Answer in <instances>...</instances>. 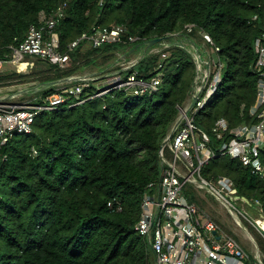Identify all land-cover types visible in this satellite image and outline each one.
Segmentation results:
<instances>
[{
	"label": "trees",
	"instance_id": "16d2710c",
	"mask_svg": "<svg viewBox=\"0 0 264 264\" xmlns=\"http://www.w3.org/2000/svg\"><path fill=\"white\" fill-rule=\"evenodd\" d=\"M63 2L66 16L55 31L70 65L28 55L32 65L0 71V86L69 77L100 56L109 61L116 52H140L143 41L168 34L183 39L192 26V39L209 37L224 63L215 94L195 122L213 136L219 117L231 127L255 120L248 110L256 101L254 45L264 31V0H0V59H9L42 11L53 13ZM117 24L127 27L121 41L94 47L81 40L70 48L82 32ZM126 73L145 80L160 75L161 83L144 95L124 87L90 97L99 90L91 81L83 102L72 98L40 112L31 133H15L6 144L0 136V264H155L150 244L134 227L144 191L159 179L160 149L192 89L196 63L186 48L172 44ZM57 87L37 91L31 102ZM213 138L218 150L222 140ZM202 175L228 176L251 201L249 210L264 214V179L238 158L216 156ZM185 193L201 204L190 185ZM113 196L121 197V211L107 207ZM252 231L264 252V235Z\"/></svg>",
	"mask_w": 264,
	"mask_h": 264
},
{
	"label": "built area",
	"instance_id": "2783aa9c",
	"mask_svg": "<svg viewBox=\"0 0 264 264\" xmlns=\"http://www.w3.org/2000/svg\"><path fill=\"white\" fill-rule=\"evenodd\" d=\"M66 6L67 3L63 2L50 14L42 11L39 22L31 24L25 38L12 47L9 59H0V71L6 63L15 65L17 69L23 64L32 65L26 57L33 54L55 61L62 68L69 66L70 54L59 51L60 40L55 31L56 24L66 16ZM126 31L124 24L95 26L91 32H82L71 42L70 48L81 40L89 41L94 47L118 42ZM191 31L192 26H189L183 39L177 38L182 34H168L166 39L151 47H147L146 41H143L137 58L130 62L132 66L148 54L179 44L191 53L196 63L192 89L179 107V115L160 149L159 179L150 182L144 191L140 216L134 228L150 244L155 264H264L259 251L251 255L234 234L225 230L198 202L189 200L185 193L186 185H190L195 192L207 191L240 225L241 217H251L244 195H239L231 178L219 175L214 180L208 179L202 175V168L214 157L228 155L238 158L252 173L264 179V163L261 159L264 150V31L254 45L253 70L258 75L257 92L256 101L248 114L255 120L231 127L225 117H219L211 127L213 136L195 122L194 115L215 94L222 79L224 63L216 53L219 47L209 37L206 36L205 41L211 44V53L202 50L201 45L190 36ZM135 39L129 35L130 41ZM75 76L77 80L65 82L71 85H57L56 90L42 97L39 103H6L0 100L1 144H6L15 133H31L40 112L55 110L72 98L77 103L83 102L85 99L80 98L81 93L98 76L74 74L69 77ZM160 83V75L145 80L129 74L122 80L98 87V92L90 97L124 87L131 88L135 94L144 95L157 90ZM194 96H197L196 103L189 108ZM177 120L179 122L176 124ZM228 134L229 139H225ZM212 137L222 140L218 150L212 146ZM256 204L259 206L260 201L256 200ZM123 205L119 196L107 200V207L113 211H121ZM255 221L258 230L264 235V214L260 213Z\"/></svg>",
	"mask_w": 264,
	"mask_h": 264
},
{
	"label": "rangeland",
	"instance_id": "374dc122",
	"mask_svg": "<svg viewBox=\"0 0 264 264\" xmlns=\"http://www.w3.org/2000/svg\"><path fill=\"white\" fill-rule=\"evenodd\" d=\"M195 41L201 45L202 50H207L211 53L212 48H210L204 38H195ZM119 54V55H118ZM139 52L131 51L129 53L126 52H116V57L111 58L109 61L104 60L102 56H100L97 60V64H91L85 66L82 70H80L77 74H95L98 79H95V86L103 87L104 85L122 80L126 73V70L130 67V62L132 59H136ZM29 64V63H27ZM22 65L20 68L28 67ZM7 69H17L15 65L10 63L4 64L2 70ZM39 81L14 84V85H6L0 86V100L6 103H26L32 101L35 98V92H24L26 88H31L36 86ZM188 185L185 187L187 188ZM185 188V189H186ZM196 196L201 201V206L215 219L217 222L227 231L234 234L238 240L242 243V245L246 248V250L251 254H255L256 251H259L264 258V252L260 248L255 235L252 233V228L260 233L258 230V225L256 223V219L259 217L260 212L258 209L249 210L247 207V211L251 215L249 219L245 217H241L240 221L242 222V226L238 224L236 219L227 211L225 207H223L215 197L209 194L205 190H201L196 192ZM251 236H248V234ZM261 234V233H260Z\"/></svg>",
	"mask_w": 264,
	"mask_h": 264
},
{
	"label": "water",
	"instance_id": "95a60500",
	"mask_svg": "<svg viewBox=\"0 0 264 264\" xmlns=\"http://www.w3.org/2000/svg\"><path fill=\"white\" fill-rule=\"evenodd\" d=\"M166 38H167V35L166 36L156 37V38H152L150 40H147L146 41L147 47H151V46L159 43L160 41H162L163 39H166ZM72 79L73 80H77L78 77H76V76L75 77H64V78H60V79L49 80V81L42 82V83L40 82V83H38L34 87L26 88L24 90V92H31V91H33V92L36 91L37 92V91L44 90V89L49 88V87H53V86H57L59 84L65 83V82H69ZM196 100H197V96L192 97V100H191V103H190L189 108H191V107L194 106V104L196 103ZM178 122H179V120H177L176 124ZM243 199L246 201V203L251 204V201L246 196H243ZM242 225L243 224L241 222V226ZM218 238H219V236H218Z\"/></svg>",
	"mask_w": 264,
	"mask_h": 264
},
{
	"label": "bare ground",
	"instance_id": "6f19581e",
	"mask_svg": "<svg viewBox=\"0 0 264 264\" xmlns=\"http://www.w3.org/2000/svg\"><path fill=\"white\" fill-rule=\"evenodd\" d=\"M252 208V207H251ZM248 234V233H247ZM248 236H250L249 234H248ZM251 237V236H250Z\"/></svg>",
	"mask_w": 264,
	"mask_h": 264
}]
</instances>
